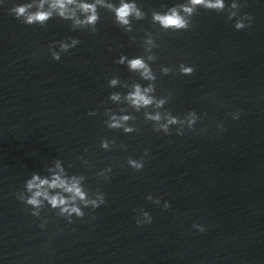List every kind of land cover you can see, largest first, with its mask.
Masks as SVG:
<instances>
[{
  "label": "water",
  "instance_id": "obj_1",
  "mask_svg": "<svg viewBox=\"0 0 264 264\" xmlns=\"http://www.w3.org/2000/svg\"><path fill=\"white\" fill-rule=\"evenodd\" d=\"M142 2L147 10L172 0ZM7 7H0L2 264H264V2L245 0L241 12L253 15L250 29L237 31L223 14L201 9L187 31L161 33L157 71L159 64L195 65L190 76L158 75V93L172 91L166 107L174 114L207 113L196 131L182 136L154 132L140 113L133 134L101 124L103 109L115 108L107 100V79L133 77L114 59L140 51V36L155 31L147 19L136 22L133 44L103 10L93 34L72 33L58 19L45 29L25 25ZM66 35L81 43L60 61L51 60L48 43ZM93 108L99 112L89 116ZM236 109L243 114L234 121L229 113ZM217 122L226 128L219 135ZM102 136L125 143L127 151L104 152L98 147ZM144 148L149 156L142 171L120 167ZM57 157L86 174L92 188L94 171L110 158L115 165L110 182L99 185L104 205L85 209L72 223L44 209L48 224L41 229L15 192ZM148 193L168 200L170 208L147 201ZM141 207L153 222L138 227L133 209ZM193 222L207 230L196 232Z\"/></svg>",
  "mask_w": 264,
  "mask_h": 264
},
{
  "label": "clouds",
  "instance_id": "obj_2",
  "mask_svg": "<svg viewBox=\"0 0 264 264\" xmlns=\"http://www.w3.org/2000/svg\"><path fill=\"white\" fill-rule=\"evenodd\" d=\"M264 2V0H262ZM245 0H172L170 3L161 4L157 8L145 10L142 0H0V7L8 5L7 11L16 20L25 25H37L45 29L48 22L58 19L66 22L69 31L97 32V25L101 19V10L111 15L113 23L124 33L129 34V41H137L136 22L148 20L155 29L145 30L139 38L140 51L129 55L120 52L114 59L117 65H123L129 73L133 74L131 81L121 79L119 75H111L106 82V87L112 89L107 95L115 108L105 107L101 124L109 130H119L123 134H133L138 131L137 113L142 114L143 120L151 124L152 130L164 135L175 132L182 136L186 131H196L198 121L203 120L207 113H198L189 109L182 114L176 113L166 107L172 91L158 93V75L179 73L190 76L195 71V65L179 62L175 66L159 64L158 71L154 68L158 60L157 49L161 33L182 32L192 27L193 17L201 9L221 13L227 21H232V27L237 30L250 29L254 17L249 12H241ZM81 43L76 35H66L60 39H53L47 45V54L53 61H60L62 54L68 53ZM214 99V93L211 94ZM70 110V109H69ZM99 110L90 109L89 116H96ZM243 114L242 109L229 113L232 120H239ZM218 135L226 131L223 122H217ZM200 133L205 128L198 130ZM99 149L109 152L114 149L127 151V145L117 143L116 138L102 136L98 142ZM87 152V148L84 149ZM149 156V149L144 148L138 156L126 157L124 167L139 172L145 168ZM83 166L91 167L90 161L85 156L77 157ZM115 162H109L94 171L97 178V187L88 184V177L83 172L73 170V164L63 158H52L45 162L42 171H32L24 180L20 190L15 192V199L20 201L32 217L39 220L38 227L45 229L48 217L42 216V210L53 211L56 216L62 217L68 223L73 219H82L85 209L96 210L106 203V193L101 190V183L111 180ZM146 200L163 210L170 208L168 200L148 193ZM135 224L140 226L150 225L153 216L143 207L133 209ZM93 215V219H94ZM192 229L203 233L207 226L193 222ZM2 264V261H0Z\"/></svg>",
  "mask_w": 264,
  "mask_h": 264
}]
</instances>
